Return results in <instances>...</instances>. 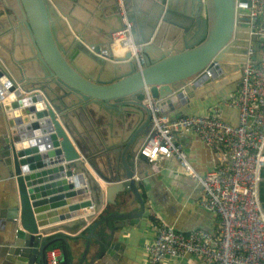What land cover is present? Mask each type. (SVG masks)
Listing matches in <instances>:
<instances>
[{"label": "water", "instance_id": "obj_1", "mask_svg": "<svg viewBox=\"0 0 264 264\" xmlns=\"http://www.w3.org/2000/svg\"><path fill=\"white\" fill-rule=\"evenodd\" d=\"M122 1L141 47V71L129 52L112 51V35L122 29L118 0L0 3V114L7 128L0 160L15 186L9 212L17 223L6 251L10 264H47L51 244L81 237L84 261L99 226L115 219L119 228L143 215L137 183L148 165L138 150L152 126L143 89L176 120L221 86L240 85L251 43L253 60L262 51L249 27L251 0ZM234 46L243 48L227 66L235 74L223 82L229 72L219 63L237 53ZM129 192L141 213L109 214L128 205L117 196ZM83 195L88 199L68 203ZM49 224H59L42 229L58 230L52 239L38 231ZM112 249L111 242L105 254L114 256ZM60 264L71 263L62 257Z\"/></svg>", "mask_w": 264, "mask_h": 264}, {"label": "built area", "instance_id": "obj_2", "mask_svg": "<svg viewBox=\"0 0 264 264\" xmlns=\"http://www.w3.org/2000/svg\"><path fill=\"white\" fill-rule=\"evenodd\" d=\"M118 14L122 29L112 35L113 45L122 54L129 52L135 69L141 71V47L134 44L122 0ZM248 20L262 51L253 60L249 45L240 85L224 103L237 112L235 125L221 118L219 107L207 115L186 114L171 120L166 106L152 97L149 88L143 89L152 126L138 154L154 171L164 160L175 159L184 176L199 187L201 208L218 221L215 232L199 229L184 234L154 216V239L145 248L147 264L192 258L202 264H264V210L259 199L264 170V0H251ZM185 133L198 136L213 151L216 163L207 173L199 174L189 163L177 139ZM60 258L59 249L45 255L47 264H60Z\"/></svg>", "mask_w": 264, "mask_h": 264}, {"label": "crops", "instance_id": "obj_3", "mask_svg": "<svg viewBox=\"0 0 264 264\" xmlns=\"http://www.w3.org/2000/svg\"><path fill=\"white\" fill-rule=\"evenodd\" d=\"M84 17L85 15L82 16V20H85ZM237 88L238 85L235 83L221 86L219 92L209 94L205 100L196 101V105L187 110V114L207 115L219 107L218 110L220 111L221 118L235 125L237 123V112L227 107L224 103ZM119 122L121 123L120 120ZM118 127H120V124L117 122L113 128L115 131L112 133V136H116ZM6 132L7 128L5 123L1 121L0 114V140ZM177 139L183 145L188 161L195 171L199 174H205L214 167L216 159L213 151L206 147L198 136L185 133L179 134ZM144 174L145 177L137 183L138 193L141 195L145 206L143 215L141 214L138 218L133 217L119 228H114L113 226V222L116 221L115 219L99 226L91 237L90 248L84 261H82V258L85 253L86 239L82 237L67 240L65 241L66 243L58 240L54 244H51L46 252L50 249H59L62 252L64 261L71 264H147L145 248L154 239V216L159 217L162 222L184 234L199 229L208 232H215L217 230V218L200 206L202 193L199 187L187 176H184L175 159L164 160L159 164L157 171L151 170L148 166V168H145ZM104 186L107 187L108 185ZM14 195L15 186L9 179L8 168L0 160V264H10L6 257V251L11 244L17 226V223L10 221L9 212L12 205H15ZM120 197H126L128 205L117 211L113 209L109 214L141 213V207L135 201L132 193L118 194L117 201L121 199ZM81 199L85 200V195ZM76 200L73 198L68 203L73 205ZM87 211L86 216L91 214L89 209ZM48 212L50 213V211ZM52 219L49 218L48 222ZM98 219H100L99 216ZM54 234H49L47 239L54 238ZM100 240L101 242H98ZM111 242L117 246L116 250L112 249L114 256L105 254L106 248ZM100 244L104 245L103 249L105 251L102 250L101 253H97ZM68 247L71 249V258L67 254ZM164 264L202 263L192 258L188 260L166 261Z\"/></svg>", "mask_w": 264, "mask_h": 264}, {"label": "bare ground", "instance_id": "obj_4", "mask_svg": "<svg viewBox=\"0 0 264 264\" xmlns=\"http://www.w3.org/2000/svg\"><path fill=\"white\" fill-rule=\"evenodd\" d=\"M4 0H0V2H3ZM84 19H87V17H84ZM92 19H93V17L92 16H89L88 17V20L86 21V23H88V22H92ZM84 22V21H83ZM82 22V23H83ZM94 23V22H93ZM241 41H245V40H241ZM236 48V49H235ZM243 48V46H234L233 47V50H235L237 53H228V55H225L224 56V58L220 61V63H219V66L222 64L223 66H224V69L227 71V73L228 74H226V72H223V74H224V80H223V82H225V81H227V80H229V78H230V76H233L234 74H235V72H230L229 71V69H230V67H227V66H233V64H234V60H236L238 57L237 56H239V54H240V52H239V50L240 49H242ZM112 51L114 52V56H119L120 54H122V50H121V48H119L117 45H113L112 46ZM222 71H223V69H222ZM202 92H197V95H200ZM192 103H193V101H192ZM75 177V175H73V178ZM79 188H83L82 186H81V184L79 185ZM56 197V195H51L49 198H55ZM88 199V196L87 195H85V200H87ZM77 201V200H76ZM81 201H84V200H82V199H78V201H77V203L78 202H81ZM75 203V202H74ZM77 203H75V205L77 204ZM74 204H73V206H75ZM91 207H88L87 209H90ZM47 211V210H46ZM90 211H91V209H90ZM38 212H39V210H38ZM51 212V211H50ZM88 212V211H87ZM37 213V212H36ZM90 213H92V212H90ZM89 214V213H88ZM87 214V215H88ZM51 221H54V219H52ZM49 225H51V224H49ZM59 224H56V225H54V226H58ZM54 226H49V227H45V228H52V227H54ZM41 229H39L38 231L40 232V233H42V234H44V235H49V234H52V233H59V232H57L58 230H56V229H50L49 231H47V232H44V231H42V229H44V228H42V226L40 227Z\"/></svg>", "mask_w": 264, "mask_h": 264}, {"label": "trees", "instance_id": "obj_5", "mask_svg": "<svg viewBox=\"0 0 264 264\" xmlns=\"http://www.w3.org/2000/svg\"><path fill=\"white\" fill-rule=\"evenodd\" d=\"M261 175H262V178H264V170L262 171ZM259 199L261 202L262 209L264 210V189L262 188V184H260V187H259Z\"/></svg>", "mask_w": 264, "mask_h": 264}, {"label": "flooded vegetation", "instance_id": "obj_6", "mask_svg": "<svg viewBox=\"0 0 264 264\" xmlns=\"http://www.w3.org/2000/svg\"><path fill=\"white\" fill-rule=\"evenodd\" d=\"M261 184H262V188L264 189V178H262Z\"/></svg>", "mask_w": 264, "mask_h": 264}, {"label": "rangeland", "instance_id": "obj_7", "mask_svg": "<svg viewBox=\"0 0 264 264\" xmlns=\"http://www.w3.org/2000/svg\"><path fill=\"white\" fill-rule=\"evenodd\" d=\"M0 7H1V5H0ZM259 56V54L257 55V57Z\"/></svg>", "mask_w": 264, "mask_h": 264}]
</instances>
